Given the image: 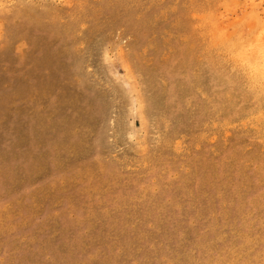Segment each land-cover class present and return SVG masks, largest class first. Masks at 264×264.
Listing matches in <instances>:
<instances>
[{
  "label": "rangeland",
  "instance_id": "1",
  "mask_svg": "<svg viewBox=\"0 0 264 264\" xmlns=\"http://www.w3.org/2000/svg\"><path fill=\"white\" fill-rule=\"evenodd\" d=\"M263 55L264 0H0V264H264Z\"/></svg>",
  "mask_w": 264,
  "mask_h": 264
},
{
  "label": "bare ground",
  "instance_id": "2",
  "mask_svg": "<svg viewBox=\"0 0 264 264\" xmlns=\"http://www.w3.org/2000/svg\"><path fill=\"white\" fill-rule=\"evenodd\" d=\"M259 47H260V46H259ZM262 47H263V46H262ZM255 48H257V47H255ZM257 49H258V48H257ZM257 49H256V50H257ZM245 54H246V53H245ZM251 56H252V54H251ZM263 56H264V55H263ZM254 57H255V56H254ZM259 58H260V57H259ZM246 59H247V58H246ZM254 59H256V58H254Z\"/></svg>",
  "mask_w": 264,
  "mask_h": 264
}]
</instances>
